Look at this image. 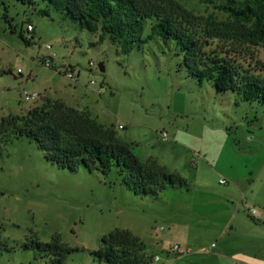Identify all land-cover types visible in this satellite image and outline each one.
Returning <instances> with one entry per match:
<instances>
[{"label": "rangeland", "instance_id": "obj_1", "mask_svg": "<svg viewBox=\"0 0 264 264\" xmlns=\"http://www.w3.org/2000/svg\"><path fill=\"white\" fill-rule=\"evenodd\" d=\"M177 1L200 17V28L209 16L227 17L215 8L227 0ZM44 6L0 0V120L60 100L113 128L140 160L153 158L188 183L168 186L156 198L136 195L114 167L107 174L83 165L62 168L33 140L3 143L0 137V264H56L54 254L23 245L49 242L55 234L76 248L66 264H104L92 251L114 229L130 230L163 264H204L197 254L216 243L207 229L253 221L249 208L264 210L263 108L191 77L172 40L155 37L126 53L108 39L92 46L96 34L55 10L40 15ZM27 24L34 29L29 44L18 34ZM148 33L145 23L142 37ZM254 52L243 66L264 63V48ZM24 90L36 97L25 101ZM226 200L229 212L221 213L227 208L217 204ZM175 244L179 250L169 251Z\"/></svg>", "mask_w": 264, "mask_h": 264}, {"label": "trees", "instance_id": "obj_2", "mask_svg": "<svg viewBox=\"0 0 264 264\" xmlns=\"http://www.w3.org/2000/svg\"><path fill=\"white\" fill-rule=\"evenodd\" d=\"M34 7L45 4L38 13L48 16L55 10L82 30L96 34L90 45L105 39L129 52L155 37L164 44L172 40L181 54V64L197 81H210L217 93L233 91L240 100L257 103L264 110V63L243 66L245 58H254V50L264 48V0H227L215 8L227 17L218 21L200 17L177 0H18ZM145 23L149 33L142 37ZM204 25V24H203ZM16 32L15 28H11ZM34 31V29H33ZM33 31L22 40L29 44ZM72 70L71 66L65 67ZM3 143L12 138L33 140L44 156L59 167L71 170L80 165L107 174L116 168L121 182L136 195H158L168 186H187V179L170 171L155 159L145 161L132 151L131 143L120 139L116 131L92 117L88 111L66 105L60 100H47L26 113L9 114L0 120ZM37 248L43 256L55 255L56 264H66L67 255L76 248L55 234L51 241L33 240L23 244ZM146 244L128 229H114L101 238L93 256L104 264H145L152 258Z\"/></svg>", "mask_w": 264, "mask_h": 264}, {"label": "crops", "instance_id": "obj_3", "mask_svg": "<svg viewBox=\"0 0 264 264\" xmlns=\"http://www.w3.org/2000/svg\"><path fill=\"white\" fill-rule=\"evenodd\" d=\"M223 192L225 196H229L232 190L227 189ZM227 200L217 204L227 208H222L221 213L229 212ZM251 217L253 221L247 219L243 221L242 218L241 223L225 222L219 223L214 228H206L212 233V240L216 243L211 246L213 249L208 254H197L196 258L204 259V264H224L223 259L228 260L230 264H264V210L259 213L256 211ZM185 246L186 252L191 251L190 244Z\"/></svg>", "mask_w": 264, "mask_h": 264}, {"label": "built area", "instance_id": "obj_4", "mask_svg": "<svg viewBox=\"0 0 264 264\" xmlns=\"http://www.w3.org/2000/svg\"><path fill=\"white\" fill-rule=\"evenodd\" d=\"M33 31V26L32 24H27L26 25V29H25V33H26V36H29L30 33ZM48 49L50 48L49 45L46 46ZM44 65L45 66H51V63H50V58H46L44 59ZM66 70V75L67 77L69 78H72L73 77V74L71 73V70H68V68H65ZM92 83V81H91ZM22 95H23V99L25 101H30V100H33L35 97H36V94H30L28 93L27 91H23L22 92ZM119 128H122V126H119ZM163 136L165 137V133H163ZM220 183H225V180L224 179H220L219 181ZM249 213L250 215L254 216L256 214V209L254 207L252 208H249ZM179 250V247L177 244L173 245L169 251L171 252H177ZM145 264H163V262H161V258L159 255L155 254L152 256L151 260Z\"/></svg>", "mask_w": 264, "mask_h": 264}, {"label": "water", "instance_id": "obj_5", "mask_svg": "<svg viewBox=\"0 0 264 264\" xmlns=\"http://www.w3.org/2000/svg\"><path fill=\"white\" fill-rule=\"evenodd\" d=\"M99 69L101 70V71H103L104 70V67H103V65L100 63L99 65Z\"/></svg>", "mask_w": 264, "mask_h": 264}]
</instances>
